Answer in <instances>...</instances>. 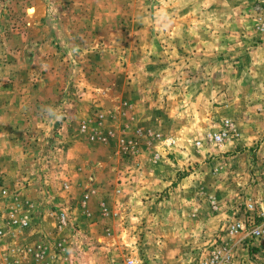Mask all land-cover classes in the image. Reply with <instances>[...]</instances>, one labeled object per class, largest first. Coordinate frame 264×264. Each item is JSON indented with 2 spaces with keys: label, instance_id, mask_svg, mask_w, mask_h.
Instances as JSON below:
<instances>
[{
  "label": "rangeland",
  "instance_id": "1",
  "mask_svg": "<svg viewBox=\"0 0 264 264\" xmlns=\"http://www.w3.org/2000/svg\"><path fill=\"white\" fill-rule=\"evenodd\" d=\"M0 181L17 264L40 245L53 264H197L231 242L264 200V0H0Z\"/></svg>",
  "mask_w": 264,
  "mask_h": 264
},
{
  "label": "built area",
  "instance_id": "2",
  "mask_svg": "<svg viewBox=\"0 0 264 264\" xmlns=\"http://www.w3.org/2000/svg\"><path fill=\"white\" fill-rule=\"evenodd\" d=\"M86 128V125H83ZM236 129L231 120L226 119L223 123V128L208 134L206 140L215 142L217 144H222L231 135L235 134ZM148 136H153L154 133L147 131ZM166 145H171L174 143L173 139H166ZM197 144H201V141H197ZM159 158L158 155L155 159ZM68 186V184H66ZM8 189L1 184L0 181V195L7 194ZM56 226L59 230L66 228L68 226V212L63 209L58 210L55 213ZM8 223L9 225L28 228L31 224L26 216H19L13 209L8 211ZM225 234L231 242L223 241L219 244L213 243L209 248L203 252L197 260V264H231L233 258V252L236 245L245 246L247 248L253 246H264V200L245 201V213L239 217L235 218L227 224L225 227ZM233 240V241H232ZM65 239H61L58 242V248L62 250L65 245ZM12 252H16L14 247H10L8 253H3L0 256V264H17L18 259L11 256ZM25 256H29L37 262V264H53L54 261H59L62 257V251L58 253H50V258H46L47 249L46 247L40 245L38 248L27 247L23 250ZM124 264H139V261L132 257H127L124 260Z\"/></svg>",
  "mask_w": 264,
  "mask_h": 264
},
{
  "label": "crops",
  "instance_id": "3",
  "mask_svg": "<svg viewBox=\"0 0 264 264\" xmlns=\"http://www.w3.org/2000/svg\"><path fill=\"white\" fill-rule=\"evenodd\" d=\"M46 249H47V252H48V253H47V255H45V257H46V258H50V255H51V254H50V253H51V250H50V249H51V247H47V246H46ZM76 254H77V255H76V259H80V253H76ZM56 261H57V260H56Z\"/></svg>",
  "mask_w": 264,
  "mask_h": 264
}]
</instances>
